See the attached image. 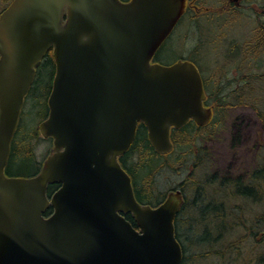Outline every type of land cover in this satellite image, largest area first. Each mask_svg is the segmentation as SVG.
<instances>
[{"label":"water","instance_id":"obj_1","mask_svg":"<svg viewBox=\"0 0 264 264\" xmlns=\"http://www.w3.org/2000/svg\"><path fill=\"white\" fill-rule=\"evenodd\" d=\"M185 9L186 0H13L1 13L0 264L183 263L175 219L184 194L142 205L119 158L140 122L165 155L172 128L212 120L195 63L152 62ZM51 50L56 72L39 132L54 146L37 175L11 177L12 142Z\"/></svg>","mask_w":264,"mask_h":264},{"label":"rangeland","instance_id":"obj_2","mask_svg":"<svg viewBox=\"0 0 264 264\" xmlns=\"http://www.w3.org/2000/svg\"><path fill=\"white\" fill-rule=\"evenodd\" d=\"M9 2L10 0H0V12L7 7ZM245 12L247 11H244L243 19H241L242 17L238 18L241 20L230 24L224 22L214 24V21L207 16L201 17L198 25H191L187 17L182 19L161 46L153 61L173 64L180 58H191L199 67L204 81L208 78L210 80L212 75H215L227 87L234 88L236 84H232L231 81L235 80V69L238 61L227 58L228 46H231L236 40L245 42L247 38L251 37L254 22ZM237 71L239 75V70ZM241 72L249 73V71ZM53 78L54 66L51 62L43 63L37 71L35 82L26 99L20 126L13 140L12 154L7 166V173L11 177H22L37 171L36 164L25 163L27 157L24 152L29 143L34 150L39 165L43 164L53 149L52 138L44 139L38 132L39 125L48 116V99ZM229 80L230 83H228ZM261 92L258 90L259 94ZM260 102L264 104V94H262ZM236 107L231 106L223 116L216 114L214 123L206 130L209 135L212 134L211 138L204 144V146L210 148L209 152L211 151L210 154H205L207 155L206 160L221 161V165H224V162L231 163L236 167L241 164L259 161V156L264 151L262 147L264 144V122L253 107ZM219 119H222V121L219 122ZM29 140L30 142H28ZM182 153L181 148L176 147L173 156L169 158L172 163L180 165L181 170L177 166L176 170H166L158 178L159 188L163 194L183 182L189 172L188 168L186 169L187 158L177 157ZM242 248L244 256L249 257L246 245H243ZM190 257H193V254L187 257L188 259H185L186 263L184 261L183 264H190ZM206 259L204 258L200 262L204 263ZM194 260L193 258L192 263H194ZM207 262L210 264L221 263L218 259L214 261L212 258H209ZM256 263V261L249 258L248 264Z\"/></svg>","mask_w":264,"mask_h":264},{"label":"trees","instance_id":"obj_3","mask_svg":"<svg viewBox=\"0 0 264 264\" xmlns=\"http://www.w3.org/2000/svg\"><path fill=\"white\" fill-rule=\"evenodd\" d=\"M254 30L252 29L251 34L254 33ZM250 39L251 38H247L245 42H238L237 40L234 41L231 46H228L227 58H229L230 60L236 59L235 57L237 55H242L243 53H245V57L241 56L240 59L242 58V61L245 64H249L251 59L247 55L249 53L248 50L251 43ZM47 62L51 61L47 58ZM246 74L252 76V74ZM255 75L257 78V83L260 85H252V83L248 80L246 84H244L243 81H237L235 77V80L231 81V83L236 84V86L234 88H231L223 84L222 80L215 75H212L210 80L208 78L206 81H204L208 97L216 107L215 115H225L226 111L231 106L250 105L255 108L257 114L264 122V104L260 102L262 94H264V71H257ZM228 83H230V80L228 81ZM258 90L262 92L259 94ZM221 121L222 119H219V122ZM173 138L176 147L181 148V152H183L182 158L186 157L184 154L192 151L193 146H200L206 141V136H203L202 133L197 134L195 132H192L190 125L185 126L181 130L174 131ZM28 142H30V140ZM262 147L264 148V144L262 145ZM207 153H209L208 149ZM24 154H26L27 157V159H25V163L36 164L37 171L33 174L23 175L22 177H31L36 175L40 171L41 165H39V162L35 157L34 150L30 143L29 146H27V148L25 149ZM129 156L131 158V161L129 159V162L135 161L134 163L130 164V167L132 165V169L134 170H130V168L129 172L133 178V183L138 197L141 199V201L146 203L161 202V200L164 198V194L157 193L155 185L158 182L160 173L162 172V167L168 168L169 165L161 163V157L153 149L152 145L148 141L147 131L142 123L139 125L138 135L135 139V143L133 144L131 150H129ZM170 157H167V160L171 163V167H181L180 165L172 163L169 159ZM259 162H262V165L258 166V168L256 169V174L255 177L252 178L253 183H251V185L255 187L256 192V203L254 205H256L257 210H260L261 212H259L252 220L253 228L250 240L244 242L243 237L241 236L243 231H241L240 233H238V230L236 231L235 229H231V231H229L227 230L228 228H226L225 226H221V224H219L218 222V210L223 212V209L229 208V202L238 203L240 201L229 199L228 197L225 198V205L221 204L218 206H214L213 209L210 210V214H212V220L208 222V227H206L205 230L203 229V231H201L200 226H196L191 233L189 232L186 224V218L188 216V206H186L183 208L182 212L176 220V236L182 246L184 253L183 263L184 261L186 263V260L188 259L187 257L193 254V258L195 259L194 262L196 264H200V260L204 259L206 256L214 259V261L218 259V261L221 262L220 264H248L249 258H251L252 261H256V264H264V151L259 156ZM228 185L234 186V184L226 182V186ZM56 188L57 185L50 186L49 194H51ZM227 188L228 187H226V189ZM243 191L244 190L240 188V192L243 193ZM235 193H237L235 195H239V191H235ZM201 204L202 202L198 200L197 206H194L196 211H194L192 215V220H194L195 223L197 219H202L201 216L203 212V206ZM127 218L136 227V224L131 219V217L127 216ZM190 236H192L191 240ZM232 239L236 240V246H232L231 243L229 245V242ZM243 245H246L249 257L244 256L242 248ZM214 249L216 251L213 252L212 255H207L210 254V252H212ZM254 253L256 255H252Z\"/></svg>","mask_w":264,"mask_h":264},{"label":"flooded vegetation","instance_id":"obj_4","mask_svg":"<svg viewBox=\"0 0 264 264\" xmlns=\"http://www.w3.org/2000/svg\"><path fill=\"white\" fill-rule=\"evenodd\" d=\"M122 1L128 2L129 0H122ZM244 11H247L245 12V14L249 15L252 18L254 22V26L252 29L253 30L255 29L254 33L251 34L250 37L251 43H250V48L248 50L249 53L247 55L251 59V61L249 62L250 69H249V64H245L242 61V58L240 59L241 56L245 57V53H243L242 55L239 54L235 57L236 60L238 61V64L235 69L236 70L235 76L237 81H243L244 84H246L248 80L249 82L252 83V85H256L257 78L255 73L257 71H264V0H186V10L181 20L187 17L191 25H196V24L198 25L199 24L198 21L200 20V18L203 16H207L209 19L214 21V24L216 22H224L230 24L231 22L233 23L237 20L243 19L242 15H244ZM46 58H48L51 61V64L54 66V71H55V63L52 56V50L48 53V56ZM186 60L193 61L191 58H187ZM153 62L163 64L160 61H153ZM193 62L195 63V61ZM163 65H170V64H163ZM237 70H239L240 73L239 75ZM251 70H253V72H251ZM241 71H249V74H252V76L247 75L246 73ZM204 106L206 108L212 109L213 117H214L216 113V107L215 104L210 101L208 96L204 102ZM241 107L252 108V106L250 105L248 106L239 105L236 108H241ZM253 109L255 110L254 107ZM212 123H214V120L208 123L207 125L200 126L195 121L191 120L185 126L190 125L192 132H195L197 134L202 133L203 136H206V141H207L208 139L211 138L212 134L209 135V133L206 132V130L210 128L209 126L212 125ZM185 126L180 128H173L171 130V139L174 144H175L173 138L174 131L181 130ZM147 137H148V131H147ZM206 141L203 143L201 147L199 145L196 147L193 146L192 151H190L187 154H184L186 156L185 158H187V163H188L186 169L188 168L189 172L187 173V176L183 180V182H181L175 188L169 190L168 193L171 191L181 190L182 193L184 194V199H185L184 207L188 206V210H187L188 216L186 218L187 219L186 224L190 233L196 226H200L201 231H203V229L205 230L206 227H208V222L212 220V214H210L211 212L210 210H212L214 206H218L221 204L225 205L226 204L225 198L228 197L229 199L240 201L238 203L229 202L230 204L229 208L223 209V212L218 210L219 213L218 222L219 224H221V226L223 227L225 226L226 228H228L227 230L229 231H231V229L232 230L235 229L236 231L238 230L239 233L243 231L241 236L243 237V241L247 242L251 238V232L253 228L252 220L259 212H261L260 210H257L256 205H254L256 203L255 201L256 192H255V187L252 186L251 183H253L252 178L255 177L256 169L258 168V166L262 165V162L253 161L246 164L238 165L236 167L231 163L229 164L224 162V165H221V161H217V160L213 161L211 159L206 160L207 155L205 154H210L211 152L210 151L209 153H207V149L209 151L210 148H208V146L206 145L204 146V144H206ZM173 152L167 155L159 154L161 157V163L169 165L168 168L162 167L161 169L162 172L160 173V175L166 170L177 169L171 167L170 166L171 163L168 162L167 160V157L172 156ZM177 157L182 158L183 156L179 155ZM129 159L131 161V158L129 156V151H127L124 155L120 157L119 161L122 167H124V169H126V171L131 176L129 169L130 168H131L130 170H134V169H132V165L130 167V164L134 163L135 161L129 162ZM226 182L232 183L234 184V186H230V185L226 186ZM132 183H133V178H132ZM155 186L157 189L156 192L162 194L158 182L156 183ZM226 187H228L227 188L228 190L226 189ZM240 188L244 190L243 193L240 192ZM134 191L137 200L141 204L148 205L151 207H156L160 205L168 195V193L165 194L164 199L161 200V202L159 203H146L141 201V199L138 197L135 186H134ZM235 191H239V195H235L237 194L235 193ZM198 200L202 202L201 205L203 206V212L201 216L202 219L200 220L197 219L195 223V221L192 220L193 218L192 215L194 211H196L194 206L195 205L197 206ZM191 239L192 236H190V240ZM230 243L232 244V246H236L235 239H232L229 242V245ZM215 251L216 250L214 249L212 252H210V254L207 255H212L213 252ZM205 258H207L206 262L204 263L200 262V264H210L209 262H207L209 261L208 258L210 257L206 256ZM190 260H191L190 264H196L195 262L192 263L193 257H190Z\"/></svg>","mask_w":264,"mask_h":264}]
</instances>
